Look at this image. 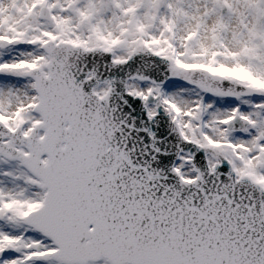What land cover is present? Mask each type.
Wrapping results in <instances>:
<instances>
[{
    "label": "snow or ice",
    "instance_id": "1",
    "mask_svg": "<svg viewBox=\"0 0 264 264\" xmlns=\"http://www.w3.org/2000/svg\"><path fill=\"white\" fill-rule=\"evenodd\" d=\"M0 264H264V0H0Z\"/></svg>",
    "mask_w": 264,
    "mask_h": 264
}]
</instances>
